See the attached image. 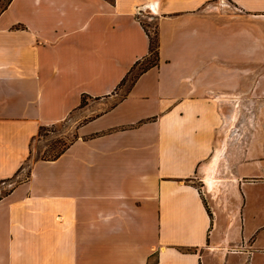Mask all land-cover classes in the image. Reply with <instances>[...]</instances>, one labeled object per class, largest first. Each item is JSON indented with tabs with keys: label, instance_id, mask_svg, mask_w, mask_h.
Returning <instances> with one entry per match:
<instances>
[{
	"label": "crops",
	"instance_id": "crops-1",
	"mask_svg": "<svg viewBox=\"0 0 264 264\" xmlns=\"http://www.w3.org/2000/svg\"><path fill=\"white\" fill-rule=\"evenodd\" d=\"M222 1L0 0V183L41 128L78 124L0 198V264H264L263 199L249 193L264 175L246 174V150L227 147L218 189L205 182L221 100L246 90L228 65L246 54L232 50L240 20L264 16V0H224L231 24L211 14ZM141 17L156 21L159 64L123 93L150 55Z\"/></svg>",
	"mask_w": 264,
	"mask_h": 264
},
{
	"label": "rangeland",
	"instance_id": "rangeland-1",
	"mask_svg": "<svg viewBox=\"0 0 264 264\" xmlns=\"http://www.w3.org/2000/svg\"><path fill=\"white\" fill-rule=\"evenodd\" d=\"M211 14L217 19L230 21L238 20L234 8L226 1L219 2L210 7ZM142 23L145 25L151 36L155 38L157 29L156 21L148 20L141 17ZM238 25V23H237ZM241 31L245 35H241L240 46L232 44V50L246 51L245 57L241 59L231 58L230 66H238L246 69V90L240 94V102L236 101L239 108L241 120L236 124V128L240 130V141H232L228 148L230 151L246 150V160L241 162L245 165L246 174H252L254 171L249 170L254 167L257 169L256 174L264 175V16L249 17L243 16L240 20ZM154 58L146 59L141 62L132 74L124 80L122 85L123 93L132 85L135 77L145 68H147ZM226 111V110H225ZM77 122L71 121L60 123L52 127H48L38 135L32 144V155L28 163H26L21 171L10 181L0 183V198L4 196L17 183L30 177V169L35 161L51 160L62 151L64 146L73 142L76 135ZM237 130V131H238ZM232 164L237 162L239 156L227 154ZM243 156H241L242 158ZM240 160V159H239ZM227 161H222L221 172H225ZM238 163V162H237ZM228 172V170H226ZM224 174V173H223ZM203 174L197 179V186L204 187L202 183ZM249 181L260 183L261 180L248 179ZM264 181V179H263ZM257 189H250L249 193L259 195L263 199V216L264 222V183ZM253 191V192H252ZM264 233L262 232V236Z\"/></svg>",
	"mask_w": 264,
	"mask_h": 264
},
{
	"label": "bare ground",
	"instance_id": "bare-ground-1",
	"mask_svg": "<svg viewBox=\"0 0 264 264\" xmlns=\"http://www.w3.org/2000/svg\"><path fill=\"white\" fill-rule=\"evenodd\" d=\"M235 94V93H234ZM230 95V94H228ZM226 96L225 99L221 100L222 103L225 104V112H224V121L223 127L220 131V141L216 151V154L211 162L210 166H207L205 169L206 177L205 182L209 186L210 189L214 188L218 189L217 178L216 175V167L220 163L222 159L225 158L224 151L227 147H229L230 142L232 141H240L241 137L238 133V129L236 128V120L239 116V108L237 102L234 100V96ZM238 130V131H237Z\"/></svg>",
	"mask_w": 264,
	"mask_h": 264
},
{
	"label": "trees",
	"instance_id": "trees-1",
	"mask_svg": "<svg viewBox=\"0 0 264 264\" xmlns=\"http://www.w3.org/2000/svg\"><path fill=\"white\" fill-rule=\"evenodd\" d=\"M146 31L148 32L147 29H146ZM148 36H149V38H150V55H149L148 59H152V58H154V60H153V62L150 63V65H149L147 68L143 69V70H142V71H141V72L135 77V80H136V79H137L142 73L146 72V71L149 70L150 68L156 67V66L159 64V41H158V35H157V33H156L155 38H153V37L151 36V34L148 32ZM139 64H140V63H138V64L134 67V69L130 72V74L133 73V71L137 68V66H138ZM135 80H134V81H135ZM134 81H133V82H134ZM83 105H85V99L83 100ZM44 129H46V128H41L39 134H40V133L42 132V130H44ZM68 146H69V144L66 145V146H64V148L62 149V151H61L60 153H58L56 156H54L53 159H51V160H43V161H53V160H56V159L60 158L61 155L64 153V151L68 148Z\"/></svg>",
	"mask_w": 264,
	"mask_h": 264
}]
</instances>
